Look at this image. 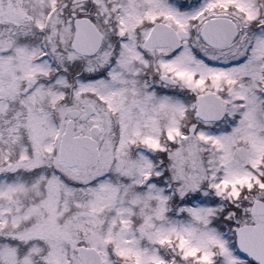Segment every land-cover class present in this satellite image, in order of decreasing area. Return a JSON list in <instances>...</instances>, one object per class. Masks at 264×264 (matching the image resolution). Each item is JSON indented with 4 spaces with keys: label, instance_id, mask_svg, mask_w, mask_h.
<instances>
[{
    "label": "snow or ice",
    "instance_id": "obj_1",
    "mask_svg": "<svg viewBox=\"0 0 264 264\" xmlns=\"http://www.w3.org/2000/svg\"><path fill=\"white\" fill-rule=\"evenodd\" d=\"M0 264H264V0H0Z\"/></svg>",
    "mask_w": 264,
    "mask_h": 264
}]
</instances>
